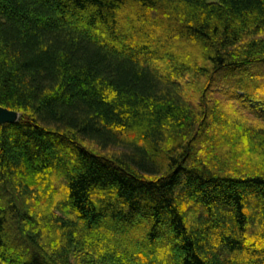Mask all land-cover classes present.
Returning <instances> with one entry per match:
<instances>
[{"label": "trees", "instance_id": "16d2710c", "mask_svg": "<svg viewBox=\"0 0 264 264\" xmlns=\"http://www.w3.org/2000/svg\"><path fill=\"white\" fill-rule=\"evenodd\" d=\"M0 264H264V0H0Z\"/></svg>", "mask_w": 264, "mask_h": 264}, {"label": "water", "instance_id": "95a60500", "mask_svg": "<svg viewBox=\"0 0 264 264\" xmlns=\"http://www.w3.org/2000/svg\"><path fill=\"white\" fill-rule=\"evenodd\" d=\"M20 118L19 112L0 106V124L18 122Z\"/></svg>", "mask_w": 264, "mask_h": 264}]
</instances>
